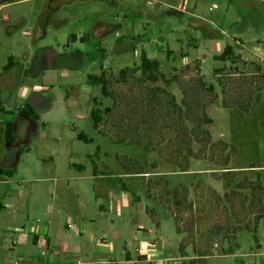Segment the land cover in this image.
<instances>
[{"label":"rangeland","instance_id":"obj_1","mask_svg":"<svg viewBox=\"0 0 264 264\" xmlns=\"http://www.w3.org/2000/svg\"><path fill=\"white\" fill-rule=\"evenodd\" d=\"M115 1L72 0L61 4L50 16L67 22L58 25L49 21L47 35L38 44L53 48L60 57L43 62L38 71L51 66L62 69L47 71L33 81L23 78L45 88L52 85L49 97L54 100V111L44 115L39 123L44 137L32 136L29 144L19 148L0 141L3 160L17 157L16 164L22 157L11 180L20 184L24 180L34 181L44 167L41 159L54 155L53 140L61 138L69 141V146L68 150L62 147L60 163L66 169L67 151L85 165V175L90 178L82 186L92 203L96 198L94 189L100 185L92 178L95 163L103 167L107 176L147 173L135 178L138 187L132 186V199L140 201L151 216L163 218L168 213L172 217L169 239L171 236L176 240V231H180L182 241L197 248L196 259L187 262H264V257H249L256 245L253 234L244 231L237 235L234 231L235 225H253L264 217V0H253L258 9L241 6L239 0ZM48 2L0 3V74L5 73L3 68L11 61L24 65L27 55L34 57L35 30ZM173 10H182L184 14H175ZM21 19L25 24L17 25ZM102 23L113 24L117 29L96 39L94 31ZM199 23L209 25L220 37H205L198 30ZM78 28L84 41L69 44L68 36L76 34ZM191 38L197 39L198 47ZM102 41L104 51L99 48ZM235 44L237 56L231 61L215 59L226 45ZM65 50L85 56L83 67L75 76L68 72L73 62L63 57ZM143 52L160 63L165 81L154 85L142 80L140 73L121 77L123 69L141 64ZM28 63L30 71L32 62ZM16 68L18 75L21 67ZM103 71L107 73L111 96H104L101 88L95 86L90 105L112 111L104 116L98 131L90 118L78 119L68 96L78 97L81 88L89 83L88 75H100ZM2 116L0 113V122ZM73 127L77 129L74 131ZM82 132L94 141L78 140L77 134ZM22 133L27 142L28 130L22 129ZM182 171L189 173L179 174ZM170 173H178L173 182V186L181 183L178 194H172V190L170 193L162 176ZM258 176L262 178L261 189ZM34 184L26 182L21 189L26 191ZM95 209L98 207H94L93 213ZM2 215L7 226L11 219L7 213ZM128 217L133 229L137 224L148 229L152 226L149 217L136 206L123 217L112 215L119 226ZM5 225H1L0 235H4L6 242L10 232H16L17 238V232L23 230L4 232ZM257 235L263 245L260 253H264V219ZM114 243L116 252L109 259L120 264L124 261V241ZM216 243L218 248L210 250ZM236 245L239 247L235 255L226 256L224 249ZM168 253L164 250L162 256ZM9 257L6 264L21 262L15 255Z\"/></svg>","mask_w":264,"mask_h":264},{"label":"crops","instance_id":"obj_2","mask_svg":"<svg viewBox=\"0 0 264 264\" xmlns=\"http://www.w3.org/2000/svg\"><path fill=\"white\" fill-rule=\"evenodd\" d=\"M22 1L26 0H0V3L7 2L5 5H9ZM71 1L49 0L46 10L38 19L35 30L34 41L37 43V50L34 57L27 55L24 65L16 60L15 63L11 62L12 65L8 70L5 69L6 66L3 68L5 73L3 75L0 74V113L3 115L0 122V141L4 140L7 142V132L10 123L12 124L13 142L17 139L15 125H18L19 118L22 116L19 110L26 103L30 105L35 115V117L28 118H35L38 121L32 129L29 126L23 128L25 131L26 129L28 130V138L25 143L29 144L32 136L44 137L40 132L39 123L44 115L54 111V100L49 97L52 85L49 88H45L46 86L35 85L32 82L28 83L23 77H28L33 81L37 77L44 76L47 71L62 69L61 67L51 66L38 71L43 62L52 61V59L60 57L59 53L53 48L48 46L41 47L38 42L47 35L49 21L58 25L67 22L61 19L54 20L50 16L59 9L61 4ZM113 2L116 3L115 0ZM239 3L241 6L258 9L257 3L253 0H239ZM169 7L172 8L173 6ZM179 12L184 13L182 10ZM23 24H25L24 19L17 21V25ZM199 24L201 26L198 30L205 37H209V33L213 39L220 37V34L213 31L209 25L205 23ZM116 29L117 27L113 24L102 23L94 31V37L96 39L103 38L113 33ZM79 31L78 28L76 34L68 36L69 44L71 41H84L85 36L81 35ZM191 40L194 41L193 45L198 47L197 39L191 38ZM117 42L119 44V41ZM236 43L240 42L236 40ZM104 46L102 41L99 47L100 50L104 51L106 48ZM233 47L236 49V44ZM116 48H119V45ZM120 51L122 50L118 49V52ZM63 57L73 62L68 67V72H70L71 76H75L81 71L83 67L81 63L85 62V56L82 53L70 54L65 50ZM30 61L32 65L30 66V71H28V62ZM16 66L18 68L21 67L18 75L14 72L17 70ZM37 72L38 74H36ZM89 85L90 83L81 88V93H79L78 97H73L74 100L68 96L69 100L72 99L71 103L73 108H75V114L80 120L87 118L92 120L91 112L93 107L90 105V97L95 86ZM21 99L22 102H20ZM43 125L48 124L43 122ZM76 129V127H73L74 131ZM99 129L97 130L99 131ZM79 135L86 137L83 132L78 133V140H81ZM22 137L23 133L19 138L21 139ZM90 140L91 142L94 141V139ZM13 142L11 144L16 147ZM52 145L55 149L54 155L41 159L44 167L38 173L37 178L34 181L24 180L21 184L14 183L11 177L14 167L16 166L17 169L22 157L14 164L17 157L8 159L7 162V159L3 160L0 156V204L3 206V210L0 211V227L5 225L2 214L7 213L12 224L5 225L4 232H10L12 229H23L16 238L17 244L14 246L10 245L9 241H5L4 235H0V264H6V258H10L9 256L11 255H15L21 260L19 264H118L119 262L117 263L116 259H109V257L116 252L114 241L119 240L124 241L122 251L124 261H121L120 264H154L153 260L159 258L173 259L178 264H193L187 261L196 259L195 250L197 248L193 244L184 243L180 231H176L178 237L176 240L171 239V236L169 239V230L173 229L170 228V226L172 227V217L168 213L163 218L158 215L151 216L146 210L144 211L140 201L135 202L132 199V186L138 187V181L135 178L145 177L148 175L147 173H119L116 176H107L106 172L103 171V167L99 168L98 162L95 163L92 178L98 180L100 185L94 189L96 198L94 203H92L84 191V186H82L83 182L90 178L85 175V165L73 158V153H67V151L65 153L69 155L66 169L60 163L62 147L68 150L69 141L58 138L53 140ZM5 161L9 163L7 166L4 165ZM177 174L170 173V175L178 178ZM167 175L169 174H163L162 176L166 177ZM26 182L35 184L30 185L26 191H23L21 185ZM13 200L16 202H13ZM22 203L25 204L22 205ZM95 206L98 207V210L95 209L93 213ZM135 206L138 211H143L149 217L152 225L150 229L143 224H137L135 229L129 227L131 225L130 217L125 218L120 223V226L112 219V215L118 218L123 217L125 213ZM20 220L26 222L20 223ZM149 235H152V237L149 238ZM6 245L8 249L5 248ZM134 245H136L135 250H133ZM161 247L162 249H160ZM238 247L236 245L224 249L228 252L226 256H234V251ZM213 248H218V244H212L210 250H213ZM251 249L253 253L249 257H264V253H260L263 250V245L260 241ZM38 250L42 252L40 255L37 254ZM164 250L169 252L167 256H162ZM133 251H135V254ZM205 258H208V256H205ZM170 264H173V261ZM238 264H264V262L261 260L254 262L241 261Z\"/></svg>","mask_w":264,"mask_h":264},{"label":"trees","instance_id":"obj_3","mask_svg":"<svg viewBox=\"0 0 264 264\" xmlns=\"http://www.w3.org/2000/svg\"><path fill=\"white\" fill-rule=\"evenodd\" d=\"M174 13L179 14V15H183L184 13H180L179 11H175L173 10ZM237 56L235 49L233 46L231 45H227L223 51V53L220 56H216L215 59L217 61H223V62H227V61H231V59ZM12 62V61H11ZM9 63V65H7L5 67L6 70H8L10 68V66L12 65V63ZM128 73H140L141 74V78L142 80L145 78L147 79V81H149L150 83L156 85L160 80H164L165 78L163 76V74L161 73L160 70V63L156 60H153L151 58L148 57L146 52H143L141 55V64L133 69H123L120 73L121 77L124 79L126 77V75ZM88 82L90 83V85L92 86H96V87H100L101 88V93L106 96L109 97L111 96V93L109 92L108 89V85H109V80L107 77V73L105 71H103L100 75H89L88 76ZM168 83V81H166ZM94 103H96V99L93 100ZM112 109L111 108H106V109H101L99 106L94 105L92 108V112H91V119L93 121V126L95 129H99L100 125L102 124V122L104 121V116L108 115L109 113H111ZM20 115L22 116H27V117H35V115L33 114V111L30 107L29 104H24L21 109L19 110ZM210 122H212L211 120H209ZM12 124H9V128H8V132H7V142L8 143H12L13 142V138H12ZM79 139L85 141V142H91L90 139H87L86 137H84L83 135H79ZM252 168H254V166H252ZM188 171H182L179 174H184ZM9 173V172H8ZM133 174H145V172H137L134 171ZM259 182L261 184V180L262 178L260 176H258ZM166 183L168 184V189L171 193L172 190V194H178V188L180 187V184H176L175 186H173V182L176 180V177L174 175H167V177H165ZM263 183V181H262ZM257 186V185H256ZM260 187H258L259 189H261L262 184L259 185ZM3 210V206L0 204V211ZM264 219V217H260V219L255 222L253 225L250 224H244V225H235V233L238 235L241 232L247 231L253 234V238L256 242V244L259 243V239H258V231H259V226H260V222ZM233 233V232H232ZM228 235H231V232H228Z\"/></svg>","mask_w":264,"mask_h":264},{"label":"flooded vegetation","instance_id":"obj_4","mask_svg":"<svg viewBox=\"0 0 264 264\" xmlns=\"http://www.w3.org/2000/svg\"><path fill=\"white\" fill-rule=\"evenodd\" d=\"M210 35L211 34L209 33V36ZM37 121L38 120L35 118L33 119V118L22 117V116L19 118L18 125H15V135L17 136V139L13 142V144L16 145L15 148H17V146H19V147L24 146L26 136L23 135V137L21 139L19 138V137H21L22 129L25 126H29L30 129H32L33 127L36 126ZM17 154H18V152H15V154H14L15 157L17 156ZM186 173H189V172H186Z\"/></svg>","mask_w":264,"mask_h":264},{"label":"built area","instance_id":"obj_5","mask_svg":"<svg viewBox=\"0 0 264 264\" xmlns=\"http://www.w3.org/2000/svg\"><path fill=\"white\" fill-rule=\"evenodd\" d=\"M17 234H21V231H18ZM16 236V232H10L9 235L7 236L8 237V241L10 243V245H16L17 244V239L15 238ZM148 257H150L149 254H147ZM173 261V264H178L177 261L173 260V259H162V258H159V259H154L153 262L154 264H170L171 262ZM14 264H19V262H15Z\"/></svg>","mask_w":264,"mask_h":264}]
</instances>
